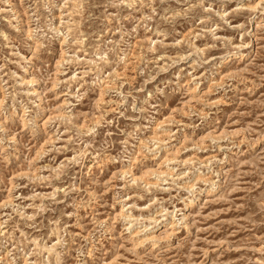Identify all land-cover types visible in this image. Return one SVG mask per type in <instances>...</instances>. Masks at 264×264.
I'll return each mask as SVG.
<instances>
[{
    "label": "rangeland",
    "instance_id": "rangeland-1",
    "mask_svg": "<svg viewBox=\"0 0 264 264\" xmlns=\"http://www.w3.org/2000/svg\"><path fill=\"white\" fill-rule=\"evenodd\" d=\"M0 264H264V0H0Z\"/></svg>",
    "mask_w": 264,
    "mask_h": 264
}]
</instances>
